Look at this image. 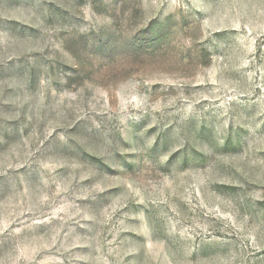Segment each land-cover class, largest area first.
Here are the masks:
<instances>
[{
    "label": "rangeland",
    "instance_id": "obj_1",
    "mask_svg": "<svg viewBox=\"0 0 264 264\" xmlns=\"http://www.w3.org/2000/svg\"><path fill=\"white\" fill-rule=\"evenodd\" d=\"M0 264H264V0H0Z\"/></svg>",
    "mask_w": 264,
    "mask_h": 264
}]
</instances>
